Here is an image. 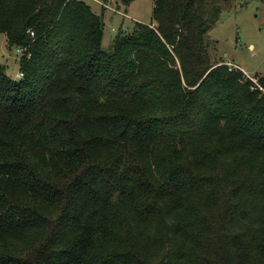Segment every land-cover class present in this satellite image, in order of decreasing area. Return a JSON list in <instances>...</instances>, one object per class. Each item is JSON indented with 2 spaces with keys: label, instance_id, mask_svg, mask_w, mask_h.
Returning <instances> with one entry per match:
<instances>
[{
  "label": "trees",
  "instance_id": "obj_1",
  "mask_svg": "<svg viewBox=\"0 0 264 264\" xmlns=\"http://www.w3.org/2000/svg\"><path fill=\"white\" fill-rule=\"evenodd\" d=\"M152 1L105 50V7L0 0V264H264V93L210 54L224 0Z\"/></svg>",
  "mask_w": 264,
  "mask_h": 264
},
{
  "label": "rangeland",
  "instance_id": "obj_2",
  "mask_svg": "<svg viewBox=\"0 0 264 264\" xmlns=\"http://www.w3.org/2000/svg\"><path fill=\"white\" fill-rule=\"evenodd\" d=\"M221 3L223 8L219 21L207 36L211 41L210 54L216 62L238 65L259 83L264 75V1L224 0ZM89 5L101 14L100 5L92 1ZM154 5L152 0H136L129 8L122 6L120 0H110V9L104 10L103 48L110 50L116 36L121 31L132 32L136 22L150 24ZM117 7L122 13L127 12L126 18L114 13ZM20 58L17 49L9 47L6 35L0 34V63L14 80L20 79Z\"/></svg>",
  "mask_w": 264,
  "mask_h": 264
},
{
  "label": "built area",
  "instance_id": "obj_3",
  "mask_svg": "<svg viewBox=\"0 0 264 264\" xmlns=\"http://www.w3.org/2000/svg\"><path fill=\"white\" fill-rule=\"evenodd\" d=\"M86 1H92L93 3H96L98 5H100L101 7H105L106 9H110L111 6L109 5H105L102 0H86ZM114 13L116 14H119V15H122L123 17H127L124 13H122L120 10L118 9H114ZM32 36H34V33H31ZM17 52L21 55L22 54V50H17ZM228 67H230V70H234V71H238V72H241V73H244L247 75V77L245 76L246 79L250 80L253 84H255V86L260 89V91L262 93H264V89L261 88V86L259 85L258 81L256 79H253L252 77H250L246 71L239 67L238 65H235L234 63H229V62H226L225 63ZM22 77V75H20V78Z\"/></svg>",
  "mask_w": 264,
  "mask_h": 264
},
{
  "label": "crops",
  "instance_id": "obj_4",
  "mask_svg": "<svg viewBox=\"0 0 264 264\" xmlns=\"http://www.w3.org/2000/svg\"><path fill=\"white\" fill-rule=\"evenodd\" d=\"M132 5V4H131ZM118 8V7H117ZM130 8V7H129ZM118 10H120L121 12H123L121 9H118ZM126 16H127V12L126 13H124ZM119 15V14H118ZM122 16V15H121ZM124 18H126V17H124Z\"/></svg>",
  "mask_w": 264,
  "mask_h": 264
}]
</instances>
